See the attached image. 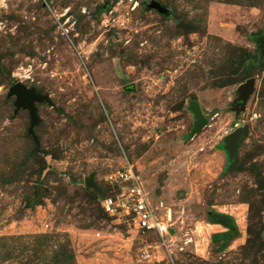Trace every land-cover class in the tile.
<instances>
[{
	"label": "rangeland",
	"instance_id": "obj_1",
	"mask_svg": "<svg viewBox=\"0 0 264 264\" xmlns=\"http://www.w3.org/2000/svg\"><path fill=\"white\" fill-rule=\"evenodd\" d=\"M147 1L0 0V264H264V0ZM125 164L169 235L100 210Z\"/></svg>",
	"mask_w": 264,
	"mask_h": 264
},
{
	"label": "built area",
	"instance_id": "obj_2",
	"mask_svg": "<svg viewBox=\"0 0 264 264\" xmlns=\"http://www.w3.org/2000/svg\"><path fill=\"white\" fill-rule=\"evenodd\" d=\"M112 192L98 200L99 208L109 217H126L136 227L157 234L163 238L169 235L168 211L157 215L151 207L134 170L125 164L105 177Z\"/></svg>",
	"mask_w": 264,
	"mask_h": 264
},
{
	"label": "water",
	"instance_id": "obj_3",
	"mask_svg": "<svg viewBox=\"0 0 264 264\" xmlns=\"http://www.w3.org/2000/svg\"><path fill=\"white\" fill-rule=\"evenodd\" d=\"M146 6L148 9H152L157 13L167 16L169 14V9L163 5H161L156 0H148L146 2ZM253 78L249 77L245 79L244 82L240 83L237 86V90L242 94V104L248 95V93L252 90ZM6 96H14L12 105L14 107L13 112L15 113L19 108L26 110L29 118L27 133L30 135L31 139L36 143V137L33 134L32 128L38 122V117L35 112V107L33 105L34 102H46L49 103L48 96L46 94H40L34 90L33 87H25L20 82L13 83L7 90ZM241 104V106H242ZM190 109L194 115L193 129L192 132L198 131L201 127L206 125L207 121L202 116L201 111L195 102L190 103ZM246 133L245 129L242 127H236L223 137V150L226 154V159L228 165L231 166L234 163L235 153L237 149V142L239 138ZM85 186H90L92 188H96L94 181L92 180V174L88 175L83 179ZM169 233L173 232L172 228L168 229ZM264 233V229H263Z\"/></svg>",
	"mask_w": 264,
	"mask_h": 264
},
{
	"label": "trees",
	"instance_id": "obj_4",
	"mask_svg": "<svg viewBox=\"0 0 264 264\" xmlns=\"http://www.w3.org/2000/svg\"><path fill=\"white\" fill-rule=\"evenodd\" d=\"M247 77H249V75L248 74H245L244 75V78H247ZM106 194H108V193H102L101 195H100V197H102L103 195H106ZM100 197L98 198V200L100 199ZM101 210V209H100ZM212 215V218L213 219H211V220H214L215 222L217 221V222H220L219 220H216V219H220V220H223V219H225V220H231V218L230 217H228V216H226V215H224V214H215L214 213V215L213 214H211ZM228 222V221H227ZM221 223V222H220ZM232 227L234 226V228H235V225L233 224V222L232 221H230V222H228ZM218 234H215L214 236H217Z\"/></svg>",
	"mask_w": 264,
	"mask_h": 264
}]
</instances>
